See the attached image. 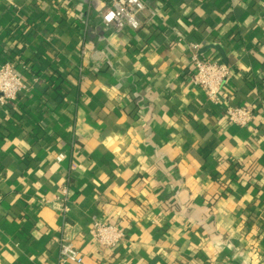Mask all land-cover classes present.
Masks as SVG:
<instances>
[{
    "label": "crops",
    "instance_id": "0c3cea01",
    "mask_svg": "<svg viewBox=\"0 0 264 264\" xmlns=\"http://www.w3.org/2000/svg\"><path fill=\"white\" fill-rule=\"evenodd\" d=\"M142 1L156 20L116 33L109 0H0V63L28 86L0 104V264H60L64 236L81 264H264V0ZM190 44L230 68L225 102Z\"/></svg>",
    "mask_w": 264,
    "mask_h": 264
},
{
    "label": "built area",
    "instance_id": "2783aa9c",
    "mask_svg": "<svg viewBox=\"0 0 264 264\" xmlns=\"http://www.w3.org/2000/svg\"><path fill=\"white\" fill-rule=\"evenodd\" d=\"M144 15L148 17V23L156 20L155 12L142 0H109L106 9L101 14V19L107 27L120 33L125 29L132 31L141 29L145 23ZM190 49L195 70L193 79L195 84L202 88L209 101L216 104L225 102L222 88L231 73L230 68L212 57H202L197 44H190ZM27 87V83L18 73L13 62L8 60L0 63L1 105L17 100ZM225 113L230 123L243 128L253 125L256 119L255 110L251 106H228ZM64 158L65 155L60 154L57 161L61 162ZM63 191L66 195L69 194L67 188ZM63 210L67 211V208L64 207ZM89 235L98 246L105 250L117 251L126 241V233L122 229L99 219L91 222ZM82 261L83 254L77 241L64 236L59 242V263L81 264Z\"/></svg>",
    "mask_w": 264,
    "mask_h": 264
}]
</instances>
